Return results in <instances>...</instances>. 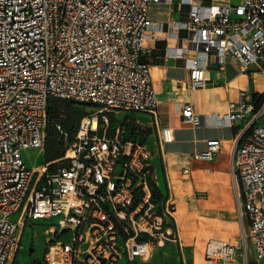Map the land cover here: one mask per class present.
Here are the masks:
<instances>
[{
    "label": "built area",
    "instance_id": "2783aa9c",
    "mask_svg": "<svg viewBox=\"0 0 264 264\" xmlns=\"http://www.w3.org/2000/svg\"><path fill=\"white\" fill-rule=\"evenodd\" d=\"M170 1L0 0V264H24L19 255L34 252L22 244L27 225L56 218L43 259L28 264H138L155 248L180 241L181 228L171 225L175 205L154 197L152 154L134 120L136 114L157 117L151 67L142 58L156 26L149 9ZM181 1L188 19L171 27L187 32L185 45L168 46L167 55L186 62L192 89L207 87L212 67L233 62L248 73L264 64V0ZM54 98L92 112L62 158L30 169L23 153L45 150ZM182 117L193 126L206 122L189 105ZM263 118L264 98L248 91L211 117L215 125L245 122L232 169L241 242L208 249L222 264L238 256L243 264H264ZM158 137L161 147L174 141V132L160 128ZM220 149L212 140L193 157L212 161Z\"/></svg>",
    "mask_w": 264,
    "mask_h": 264
},
{
    "label": "crops",
    "instance_id": "0c3cea01",
    "mask_svg": "<svg viewBox=\"0 0 264 264\" xmlns=\"http://www.w3.org/2000/svg\"><path fill=\"white\" fill-rule=\"evenodd\" d=\"M238 1L196 0L203 6L234 5ZM188 13L189 7L183 15L182 5L177 7L175 0L152 5L149 9V17L156 26L152 38L146 42V54L142 60L151 67L159 107L156 118L150 114H136L134 120L142 130L139 137L152 154L155 186L175 205L172 228L175 230V224L181 228L180 241L169 242L163 249L155 248L152 258L159 264H222L208 256V249L222 243L237 246L242 238L243 225L237 208L232 169L234 150L245 122L233 126L215 125L211 117L225 114L229 104L238 101L242 91L262 97L256 95L253 80L256 70L264 72V64L256 63L248 73H242L238 64L233 62L223 69L212 67L207 73V87L192 89L186 62L167 55L168 46L185 45L187 32L176 31L171 24L187 21ZM212 61L216 59L212 58ZM188 105L195 115L205 117L206 122L193 126L184 121L182 111ZM117 114L121 118L125 113ZM160 128L173 130L172 143L160 147ZM212 140L221 143L214 160H195L194 154L204 151ZM244 227L249 229L247 221ZM248 248L249 257L254 261L250 242ZM243 262L238 256L226 264Z\"/></svg>",
    "mask_w": 264,
    "mask_h": 264
},
{
    "label": "rangeland",
    "instance_id": "374dc122",
    "mask_svg": "<svg viewBox=\"0 0 264 264\" xmlns=\"http://www.w3.org/2000/svg\"><path fill=\"white\" fill-rule=\"evenodd\" d=\"M206 3H210L209 1H206ZM175 5L178 7L179 5H182V14H186L188 11V6L185 4H182L181 0H175ZM256 76L253 80V88L255 90L256 95L264 96V72L256 70ZM67 105L70 104V102L66 103ZM67 105H63L61 109L62 115L60 116V119H65L64 111L68 107ZM72 110L76 111V113L80 114H87L89 112H92L91 109L87 107H80V106H74ZM78 115V114H77ZM125 117V114L121 116V120H123ZM76 119V116L74 115L72 117V121ZM112 121L115 122L116 118L114 116L111 117ZM74 123V122H73ZM261 125H264V118L260 122ZM48 126H46V142L51 144L50 148L48 149V152L53 151H60L66 153V151L70 148V146L73 143V135L71 133L66 132L64 129H62L60 126L57 128V130H54L53 128H50L48 131ZM64 131V132H63ZM64 133V134H62ZM47 146L45 147V150L43 152H39L37 150H28L23 153L24 160L28 167L30 169H36L42 167L45 163H47ZM56 161V160H55ZM15 218V217H13ZM58 219L53 220H43L34 222L31 224H28L26 227V230L24 232L22 244L25 249H31L33 248L34 252L32 257H28L24 254L19 255V260L24 263L28 264V262L33 260L41 261L43 259L44 252L46 250L47 246V240L50 238V235L47 234L48 229L53 226L57 225ZM241 242V238H240ZM122 264H126V262H123ZM145 264H159V261L157 259L151 258L149 261L145 262Z\"/></svg>",
    "mask_w": 264,
    "mask_h": 264
},
{
    "label": "trees",
    "instance_id": "16d2710c",
    "mask_svg": "<svg viewBox=\"0 0 264 264\" xmlns=\"http://www.w3.org/2000/svg\"><path fill=\"white\" fill-rule=\"evenodd\" d=\"M262 98H264V96H262ZM67 102L68 103L70 102V104L67 105L66 104ZM63 105L64 106L67 105L68 107H66L67 109L64 111L65 119L62 120L60 119V116L62 115L61 109L63 108L62 107ZM74 106L86 107V106L79 105V104H76L74 102L64 100V99H57V98L51 99L49 108H48V124H49L48 131L50 128L57 130L59 126L60 127L62 126L61 128L64 129L66 132L71 133L74 138L76 131L78 129L79 123L85 116V114L76 113V111L72 110ZM74 115L76 116V119L72 121L71 119ZM50 145L51 144L49 143V141L48 143L46 142L47 163L58 160L65 155L64 152H60V151H53V152L49 151L48 152ZM154 197L156 199H161V197H163V195L159 192L156 186L154 187Z\"/></svg>",
    "mask_w": 264,
    "mask_h": 264
}]
</instances>
